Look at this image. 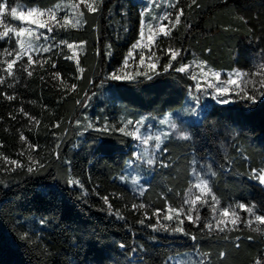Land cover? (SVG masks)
I'll return each mask as SVG.
<instances>
[{
    "label": "trees",
    "instance_id": "obj_1",
    "mask_svg": "<svg viewBox=\"0 0 264 264\" xmlns=\"http://www.w3.org/2000/svg\"><path fill=\"white\" fill-rule=\"evenodd\" d=\"M59 1L6 0V17L13 21L10 7L17 3L45 9ZM190 3L180 0V24L156 39L158 67L133 79L111 76L140 37L141 0H96L95 12L81 2L83 23L52 26L50 51L34 56L31 65L26 57L16 60L14 77L2 69L17 54V38L0 40V93L15 96L0 95V264H177L169 258L188 251L205 264H264V224L255 220L264 214L258 178L264 170V97L251 103L240 91L229 103L209 102L199 122L183 123L189 139L163 142L142 194L120 180L135 146L122 116H162L182 107L193 80L176 69L188 59L219 70L239 68L248 74L241 88L249 92L253 85L246 81L259 80L253 73L264 61V0H196L199 7L188 8ZM70 43L84 44L77 60ZM169 47L181 55L165 71ZM194 172L209 180L216 209L243 204L253 211H242L225 231L210 220L212 206L202 208L195 223L182 214L164 219L169 205L184 207Z\"/></svg>",
    "mask_w": 264,
    "mask_h": 264
},
{
    "label": "rangeland",
    "instance_id": "obj_2",
    "mask_svg": "<svg viewBox=\"0 0 264 264\" xmlns=\"http://www.w3.org/2000/svg\"><path fill=\"white\" fill-rule=\"evenodd\" d=\"M144 2V8L142 10V21L145 23L141 24V31H143V39L139 37V44L136 48L130 50L132 52L131 56L127 55V64L123 66L116 72L112 74L119 75L124 79H133L142 75H147L153 72L159 65L160 55H157L153 46L156 42V39L160 37L161 34L159 32V21L153 20V17L160 18L165 13L173 14V7L169 5L174 4L175 0H141ZM96 0H83V3H88L92 7H94V3ZM6 3V0H5ZM59 5V7H57ZM78 5V7H75ZM14 7L17 8L18 16L23 12L26 13L32 9L36 11L33 12L31 16H26L24 20H20L17 18H13V21H9L6 17L7 11L4 16L0 17V27L4 31L5 26L8 28H24L26 31L21 35V37L17 38L15 32H9L8 36L14 35L17 39H28L31 38L36 47L28 53H22L19 58L17 54L13 60H18L21 58H28L29 55L34 58V56L45 53L43 48L52 47L51 42V32L47 31V28H39L38 24L40 22H47L49 26H54L56 24H64L67 26H73L75 24L76 19H80L81 23L76 25L80 26L83 23V15L81 16V0L72 1V0H60L53 6L49 8H39L37 6H27L22 3H17ZM48 9H55L56 11V21H52L50 17L46 14L44 16L38 15L39 12L47 13ZM174 15V14H173ZM172 15V16H173ZM171 16V17H172ZM173 20V18H171ZM65 19L67 23H65ZM151 23L154 28L151 35L153 36V40L149 41V31H148V23ZM162 23L167 26L166 31L169 29V21L163 20ZM28 29H31V37L29 36ZM43 33L44 35H41ZM141 34V32H140ZM45 36L47 39H45ZM36 37H39L37 39ZM137 41V42H138ZM134 43V44H137ZM72 45L71 48L68 47V50L71 52V58L74 60L78 59V55L80 52L84 50L83 43H70ZM17 53L22 52L20 45L17 46ZM144 56V62L140 63V56ZM170 59V57H169ZM155 63V68L151 67V65ZM169 63V62H168ZM166 63V64H168ZM264 64V61L260 63ZM183 65H188L184 72L188 73L193 80V86L191 87L189 94L184 102V105L180 108H177L173 111H169L162 116H151L148 114H142L137 118H133L127 114H124L121 118L123 127L126 128L129 133H136L138 138H134V151L132 158L129 159L128 164L124 170V174L120 177V180L123 181L132 191L141 194L145 190L144 180L149 178L153 164H148L147 160L152 159L154 162L158 159L159 151L161 146L165 140L170 137L177 138L175 132L170 129L167 120H172L177 124V130L179 132H184L187 135L186 130L183 129V123L186 121L199 122L202 118V113L206 110V106L209 102L221 103V100H227L229 102L232 101L235 95H238L240 92L242 78L233 76V73L237 70L242 72L239 68H234L231 70H219L211 65H209L204 60L198 59L196 57H192L188 59ZM257 71H261V69L257 68ZM215 73H219V79L214 75ZM230 76H233L235 83L228 84L226 81ZM240 87H237V86ZM227 88L228 91L226 94H218L216 92V88ZM224 104V103H223ZM131 121L132 123H128ZM172 134H168V133ZM160 135L162 137V142L160 143L159 149L156 148L155 136ZM147 143H144L145 138H149ZM4 163L2 157L0 155V165ZM7 166H10V162L5 160ZM258 174H264V170L260 171ZM200 180H209L203 176L202 172H194L192 174L190 187L185 193L189 200L194 199L197 195H201L199 189L195 187L196 183ZM262 184V183H261ZM210 185V184H209ZM264 187V184H262ZM211 194H203L202 200H206L207 203H203L201 201H197L195 205V210L192 211V216L199 215V211L205 206H212L215 210L212 212L210 216V220L216 225V221L221 219L222 210L216 209V201L212 199ZM185 199V198H184ZM190 205L184 204V211L187 212L189 210ZM246 211L245 209L239 210H228L229 215L223 217V220L227 222V226L232 225L231 221L233 219L232 213L235 212L240 218L242 216L241 212ZM172 216L177 215L175 212L170 213ZM183 215V214H182ZM181 216V214H180ZM239 222V221H237ZM223 225H221L222 227ZM171 262H176L177 264H201V261L204 262L199 253L195 251L183 252L169 258ZM205 264V263H204Z\"/></svg>",
    "mask_w": 264,
    "mask_h": 264
},
{
    "label": "snow or ice",
    "instance_id": "obj_3",
    "mask_svg": "<svg viewBox=\"0 0 264 264\" xmlns=\"http://www.w3.org/2000/svg\"><path fill=\"white\" fill-rule=\"evenodd\" d=\"M81 2H83V0H81ZM101 2H102V0H101ZM179 3H180V0H175L174 4L169 5L170 7H173V8L177 9L174 20L170 19V17L173 15L172 13H165L160 18L153 17V20H158L159 21V32L161 34H163L165 36L170 35V30L166 31L167 26L162 23L163 20H168L169 24H171L173 27H175V25L180 24L181 16L184 15V11L185 10H184V8H177V5ZM192 5H196V0H191V3L188 4L187 7L191 8ZM87 6L89 8V11L95 12V11L99 10L98 8L92 7L90 4L87 5ZM196 6L199 7V5H196ZM57 7H59V5H57ZM75 7H78V5H76ZM8 9H9V6L5 3V0H0V17L4 16L5 12ZM34 11H36V10L32 9L30 11H27L26 13L22 12L18 16L17 8L16 7H10L11 16L13 18H17V19H20V20H24L26 16H31ZM46 14L50 17V19L52 21H56V11H55V9H48L47 13H45V12H39L38 13V15H40V16H44ZM80 15L82 16L83 13H80ZM56 22L59 23L58 21H56ZM65 23H67L66 19H65ZM80 23H81V20L80 19H76L75 24L73 26H76V25H78ZM141 23L143 25L145 22L142 21ZM147 26H148V31L150 33L149 36H148V40L152 41L153 40V36L151 35V33L153 32L154 26L150 22L147 24ZM38 27L39 28H47L48 32L52 31V26H49V24L47 22H40L38 24ZM25 31H26V29H24V28H8L7 26H5V30L3 32H0V40H3L4 37H8L9 32H15L16 37L19 38V37H21V35ZM27 31L29 32V36L31 37V29H28ZM41 35H44V34L41 33ZM36 38L39 39V37H36ZM140 38H141V40L144 38L143 37V31H141ZM9 39H11V38L9 37ZM45 39H47L46 36H45ZM17 43L20 45L21 50H22V52H18L17 53V57L18 58H19V56L22 53H28V52H30L31 50H33L36 47V45L33 43V40L31 38H28V39H17ZM61 43H66V42L62 41ZM138 44H139V41L137 42V44H134L132 46L133 49L136 48L138 46ZM68 47L71 48L72 45L68 44ZM4 51H7V49H5ZM43 51L44 52L50 51V47L43 48ZM164 51L170 55L169 63L164 66V70L167 71L168 68L171 67V61L176 60L177 56L181 55V51H180V49H173L171 47L165 49ZM8 54L11 55V53H8ZM108 54L110 55L111 53L109 52ZM131 55H132V52L129 51L128 56H131ZM143 62H144V56L141 55L140 56V63H143ZM6 63H7V67L2 69V71L5 72L7 74V76L14 77V73H13L12 69H13V65L15 64V60L8 61ZM32 63H33L32 57L29 55V57H28V65H31ZM125 64H127V58L125 59ZM52 66L55 67V64H53ZM151 67L155 68V63H153L151 65ZM187 67H188V65H181L180 67H178L176 69V71L183 72V71L186 70ZM259 68L261 69V71L253 73L254 76L259 77V80L258 81H254L252 79H248L246 81V83H249V84L253 85L251 92H249L245 88H240V91L243 93L242 98L250 101L251 103H256L258 98L264 97V64H261L259 66ZM23 70L26 71L29 76L32 75V72L28 70V67H23ZM59 75H60L59 73H54V76H56V77H59ZM214 75L217 77V79H219V75H220L219 73H215ZM233 76L239 77V78H243V77L248 76V74L247 73H242V72L237 70L236 72L233 73ZM233 76H230L228 78V80L226 81V83H228V84L235 83V80L233 79ZM111 79L119 80V79H121V77L119 75L113 74L111 76ZM3 83H4V79H3V77H0V84H3ZM8 86L12 87L11 84H9ZM72 87L75 88V85H73ZM237 87H240V86L238 85ZM227 91H228L227 88H220V87L216 88V92L218 94H221V95L222 94H226ZM0 95H4L5 98L8 99V100L15 99V96L9 95L7 93H0ZM220 102L221 103H227L228 101L227 100H221ZM20 112L24 113V115L26 117H28L30 121H34L36 119L35 117H31V116H29L28 113L24 112L23 108L20 109ZM12 119H15V117H12ZM36 123H39V121H36ZM77 123H79V122H77ZM128 123H132V122L129 121ZM167 123L169 124L170 129L173 132L176 133L178 139L187 140V139L190 138L186 133L179 132L177 130V124L174 123L172 120H170V119L167 120ZM54 126L58 127L59 125L57 123V125H54ZM89 126H91V125H89ZM98 130L107 131L108 128H107V126H105L104 129H98ZM120 130L123 131V129H120ZM130 134L133 135L134 138H138L136 136V133H130ZM168 134L170 135L172 133L170 132ZM150 138L151 137L145 138L144 139V143H147L148 139H150ZM21 139L24 140L25 137H23V135H22ZM154 139L156 141V145L155 146H156L157 149H159L160 143L162 142V137L160 135H157V136H155ZM28 147L33 149V150L35 149V146H33L31 144H29ZM29 161L32 164L39 165V161L33 160L32 157H29ZM10 163H12L14 165H17L18 167H22V165H19L18 162L15 161V160L10 161ZM147 163L151 165V164L154 163V161L152 159H148ZM13 170H15V169H13ZM27 170L29 172H32V171H34V168L33 167H28ZM253 172L255 173L256 170H253ZM258 178H259L260 182L262 184H264V174H258ZM69 183H78V182L74 181V180H70ZM195 187H197L199 189L201 195H197L194 199H191V200H189L187 195L185 196L184 204L190 205L189 210L187 212H185L183 208L177 209V208L169 205V207H168L169 214L165 215L164 219L172 220L173 216L170 213L175 212L177 214V216H179L180 214H183L188 219V221L190 223H195L196 221L200 220V216L199 215H196L195 218H193L191 213H192V211L195 210V205H196L197 201H201L203 203H207L206 200H202V195L203 194H211V188H210L209 182L207 180L198 181V183H196ZM212 199L215 201V199H216L215 196H212ZM104 200L107 203L108 202V197H104ZM109 207L111 208V205H109ZM132 207H133V209H136L137 207L144 208L145 205L144 204H140V205L133 204ZM238 208L245 209V205L240 204V205H238ZM245 210L249 211V212L253 211V209L251 207H249V208H247ZM156 211L159 212L160 210H156ZM117 215H119V213H117ZM228 215H229L228 210H224L221 213V219L216 221V225H217V228H218L219 231H225V229L227 228V222H225L223 220V217L228 216ZM232 216H233V219H232L231 223L235 227L237 225V221L240 220V217L235 212L232 213ZM255 220L258 221L260 224H264V214L255 215ZM140 222L143 223V221H140ZM157 222L159 223V220ZM180 223L182 224L183 220H181ZM247 223H248L249 226H251L252 222H251V220H249ZM221 225H223V227H221ZM162 227H164V230H168L166 226H162ZM205 227H207L209 230H212V225L211 224H207V225H205ZM172 231L182 232L183 229L180 228V227H174V228H172ZM185 234H187V233H185ZM192 239L195 240L196 237L193 236ZM120 246L124 247V245H120ZM236 246L239 247V245H236ZM204 255H207V254H204ZM220 257L221 258L224 257V253L223 252L220 253ZM201 264H204V262L201 261ZM257 264H259V261L257 262Z\"/></svg>",
    "mask_w": 264,
    "mask_h": 264
}]
</instances>
